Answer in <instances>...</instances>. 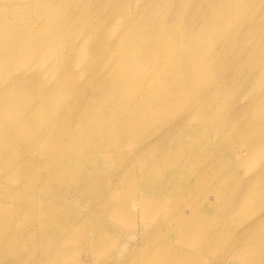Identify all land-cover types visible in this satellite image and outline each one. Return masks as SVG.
I'll return each mask as SVG.
<instances>
[{"label":"bare ground","instance_id":"bare-ground-1","mask_svg":"<svg viewBox=\"0 0 264 264\" xmlns=\"http://www.w3.org/2000/svg\"><path fill=\"white\" fill-rule=\"evenodd\" d=\"M115 1L117 4H111L110 14L120 21V30L115 38L106 40L104 34L97 30L96 21L87 20L81 27L80 23L74 24L68 32H64L69 28L67 18L45 24L44 16L66 10L65 0H0V241H21L26 234V226L33 223L47 225L50 215L58 216L56 228H61L64 237L72 240L78 232L74 224L79 221L78 214L77 218L75 216L70 220L72 215L69 210L60 204L48 207L38 217H33V209L35 212L40 210L34 208L36 200L30 195L38 191L41 195L39 203L43 204L49 196L61 195L63 198L86 189H97L106 177L102 176L103 169L95 170L91 168L92 164L102 161L100 164L104 167L106 161H118L120 169L104 170L107 177L125 182L124 189L116 187L109 199L100 204L111 205L107 210L109 216L104 213L110 222L130 220L121 218L118 210L138 195L142 212L149 208L158 214L157 210L172 209L181 196H185L190 189L198 188L202 182L212 190L196 201L186 200L181 206L184 211L181 214L170 212L160 229V239L157 240L160 245L141 243L134 251L140 252L136 256V264H159L163 260L164 264H195L191 255L203 250L207 242L221 234L232 238L215 250L216 253L220 251L224 259H229L224 264H262L264 211L249 222L247 217L242 216L247 213L242 212L247 205L258 198V194L247 188V176L241 175L243 185L234 191L235 205H222L228 195L216 190V185L222 181L231 182L232 179L221 170L204 174L202 161L197 160L209 154L197 116L216 104L221 95L219 88L212 84L220 71L216 64L224 60L230 40L232 24L226 17L231 16V12L219 8L217 11L222 15L207 18V23L194 26L193 29L198 32L196 40L183 44L182 35L175 34L165 23L169 19H181L177 13L168 17L167 0H131L130 4L134 7L124 12L119 11V7L127 0ZM245 1L238 0V3ZM84 2L78 0L77 6L71 7L68 15L80 17L89 12ZM260 2L264 3V0ZM28 4L32 5L36 15L33 16ZM144 4V8H139ZM90 6L93 7L94 3ZM263 13L257 12L254 18ZM59 24L66 26L56 27ZM77 35L84 41L77 46L73 41L70 47L67 41ZM241 36L236 37V45L242 41ZM79 45L83 47L77 49ZM117 46L119 49H114ZM262 55L264 45L249 56L246 51L240 59L234 56L233 66L240 64L243 70L238 71V76L229 78L228 83L251 81L261 74L259 70H264V67L251 68L250 62ZM72 58L86 67L89 76L95 70L107 74L105 85L95 83L92 87L94 93L79 107L70 99L65 102L59 97L62 86H54V80L48 83L47 88L37 92L32 82L36 71H28L29 63L38 61L52 67L56 76L64 75L69 81L65 63ZM160 65L159 74L145 72L149 68L156 71ZM200 87L204 94L213 95L214 101L201 103L197 109L190 111L191 114L187 112L185 115L180 106L191 102ZM102 91L114 95V99L104 107L102 97L96 96ZM53 101L61 103L54 106ZM168 109L173 113L169 120L164 117ZM240 111V107H233L218 120L212 143H218L219 150L204 158L209 163L229 161L230 156H226L223 148L225 136L234 135L231 140L235 141L247 132V116ZM239 114L238 118H234ZM156 117L163 118L153 125L151 121ZM235 148L234 144L232 157L242 161L244 157L239 156ZM89 155L91 157L87 158ZM86 161H91V165L87 166ZM171 161L176 162L171 164ZM9 170L22 172V176L10 179ZM26 191L29 193L23 196L27 204L20 200L21 204H18L14 200L16 192ZM92 209V212L86 209L83 218H89ZM135 215L134 210V225ZM94 218L88 228L92 230L96 226H105L114 233L115 230L107 222L94 221ZM143 220V226L152 221ZM190 226L193 227L192 232L190 230L185 234ZM53 229L44 227V232L48 235ZM139 231L131 229L130 233L137 236ZM256 231L262 235H250ZM196 233L199 239L193 241ZM181 234L185 240L181 239V245H174L173 248L178 250L171 252L170 243L166 240L177 239ZM77 235V244L87 242V234ZM101 245H104L103 241L90 250L96 252ZM18 262L30 264V260L26 257L22 259V256L0 258V264Z\"/></svg>","mask_w":264,"mask_h":264},{"label":"rangeland","instance_id":"rangeland-1","mask_svg":"<svg viewBox=\"0 0 264 264\" xmlns=\"http://www.w3.org/2000/svg\"><path fill=\"white\" fill-rule=\"evenodd\" d=\"M82 1H85L84 5L89 7V12L84 13L80 17L69 16L68 14L70 13L71 7L77 6L78 0H65L66 10L55 11L51 15L44 16L45 24L49 25L53 22L56 23L59 19L67 18L68 22L66 25H68L69 28L64 32H68L74 24L80 23L81 27L87 20L96 21L98 24L97 30L104 34V38H106V40L115 38L116 32L120 30V21L115 19L110 13L112 9L111 4H115L116 1ZM131 2V0H127L125 3H122L119 7V11L124 12L127 8L134 7L131 6ZM92 3H94L93 7L90 6ZM253 4H255V8L258 7L256 10H254L255 8H252ZM28 5L33 11V16L36 15L32 5ZM145 6L146 4L140 6L139 8L142 9ZM167 8L170 12L168 13L169 18L173 17V13L181 15V19H169L165 21V23L175 34L182 35L183 44L191 39L196 40L198 32L193 29L194 26L207 23V18L221 16L222 14L217 11L219 8L229 10L231 12V16L226 17L227 20H229L228 22L232 24L230 40L227 44V51L224 60L216 64L219 66L220 71L217 77L213 79L212 84L216 88H219L221 95L216 100V104L209 106L202 112L201 116H197V121L200 122V132L205 136L203 143L209 147V154L197 160L202 161L201 166L204 174L211 170H221L223 174L232 179L231 182L222 181L220 184L216 185V190L225 192V194L228 195L227 201L222 205H235L234 191L241 188L243 185L241 175L243 177L247 176V188L250 187L253 193L258 194L257 200L252 204L247 205V209L242 211L247 212L243 213L242 216L245 218L247 217V222H249L253 217L258 216V214L264 211V70L260 69L259 72H261V74L251 81L244 80L243 83L238 81L232 85L228 83V80L234 75L238 76V71L242 72L243 70L240 64H238L237 67L233 66L232 59L234 56L237 59H240L245 51L247 56H249L251 52L259 50L264 45V3L260 2V0H247V2L245 1L240 3H238V0H167ZM259 11H262L263 14L257 15V17L254 18L255 14ZM66 25L59 24L56 25V27L59 26L63 28ZM240 35H242V41L236 45L234 43L235 39ZM73 41L75 46H77L79 43H82L84 39H82L80 35L71 37L70 40L67 41L70 47L72 46ZM82 47L83 45H79L77 49H81ZM62 49L66 50L67 48ZM114 49H119V47L117 46ZM250 65L251 68L257 69L264 67V55L254 57L252 62H250ZM28 68L29 72L36 71V76L32 82L37 92L43 88H47L48 83L54 80V86L58 87L59 84L62 86L59 88L62 91L59 97L64 99L65 102L70 99L76 107L82 106L83 103L94 93L92 87L95 83L98 82L104 86L107 81V74L105 72L101 73L99 70L93 71L94 74L89 76L86 67L81 65L76 58H72L65 63V74L69 76V81L65 80L64 75L56 76L52 67L41 64L38 61H31ZM161 68L162 65H160L156 71H152L151 68H149L146 69L145 72H155L159 74L161 72ZM96 96L102 97V107L109 104L114 99V95L107 91L99 92ZM214 99L213 95L204 94L200 87L193 96L192 101L183 104L180 108L183 110L182 113L185 115L187 112L191 114L190 111L197 109L201 103L212 102ZM181 101L182 99L180 100V103ZM60 103L61 102L59 101H53L54 106H58ZM246 103L247 106H245ZM233 107H240V114L247 116V132L243 137H237L235 141L231 140L234 135L225 136L223 148L226 151V156H230L229 161H213L212 163H209V161L204 158L211 157L219 150L218 143H212L214 135L217 133L216 129L218 120L221 116H223V114L227 113L228 110ZM240 114L234 118H238ZM172 116L173 113L170 109L165 111L164 117L167 120L171 119ZM161 118L163 117H156V119L152 120L151 123L153 125H157ZM234 144L236 147L235 151L238 152L239 156L244 157L242 161H240L237 157H232L231 149ZM170 156L171 155L168 157ZM89 157L91 156H87V158ZM173 160L176 159L173 158ZM101 162L102 161L92 164L94 166L91 167L95 170L103 169L102 176L106 177V180H104L101 184L102 186L97 187V189H86L82 192H76L69 197L63 198L61 195L49 196L43 204L39 203L41 195L38 191L34 195H30V197L36 200L35 205L33 204L34 208L40 210V212H38V210L35 212L33 209V217H38L41 212L48 207L59 206L60 204L64 206L66 210H69V214L72 215V217L69 218L70 220H73L76 214H78L77 216L79 217V221L74 223L75 230L78 232L72 240L64 237L61 228H56V220L58 216L50 215L47 225L41 226V224L37 225L36 223H33L26 226V234L21 241H0V258L13 259L14 257L22 256V259L24 257L28 258L30 260V264H136V256L139 255L140 252L135 253L134 251H137V248L141 243H145L146 245L156 243L157 245H160L157 243V240L160 239V229L166 220H168L167 217L170 212L181 214L184 212L182 211L181 206L186 200L196 201L203 198V195L210 194L212 191L204 184V182H202L198 188L190 189L186 192L185 196H181L180 199L177 200L178 204L172 209L157 210L158 214H154L149 208L143 210L142 212L140 198L138 195L137 197H134L133 201L125 203L118 210L121 218H129L130 220H116L118 223L110 222L107 221L106 217L110 214L107 210L111 208V205H107V203L104 205L100 204L103 200L109 199L108 196H110V193H114V191L117 190L116 187L124 189L125 182H119L117 178H109L105 174L107 170L110 171V169L114 168L120 169V166L117 164L118 161H106L103 163V166L106 169L101 166ZM175 162L176 161H171V164ZM90 163L91 161H86L87 166L91 165ZM112 163H115V166L112 165ZM104 170H106V172ZM242 170H244V174H242ZM7 173L9 174L10 179L22 176V172L18 173V171L14 170H9ZM127 191L128 190H126L124 194ZM28 193L29 191H26V193L16 192L14 200L18 202V204H21L20 201L27 204L25 201L26 197L23 195ZM74 195L75 197H73ZM91 208L94 210L92 209L93 213L89 214L90 219L87 217L83 218L85 210L87 209L88 212H92ZM134 210L136 213L135 225V221L132 223ZM104 213L107 214L106 217ZM63 217L65 216L63 215ZM92 218H94V221L99 220L104 223L107 222L111 229L115 230L113 231L114 233L109 231L105 226H96L97 228L94 227L95 229L93 228L92 230L88 228L89 222ZM145 218L152 219V221H148L145 226H143L142 223ZM117 226H120V228ZM44 227H51V229L54 228L53 232L48 235L45 234ZM198 227H200V225H198ZM131 229L133 232L134 229H136V231H140L137 233V236H134L130 233ZM145 230L148 231V233L145 234ZM183 230L184 228H182L181 233ZM190 230L192 232L193 227H187L185 234H187ZM77 234H80L79 236L87 234V242L77 244V240L79 238L77 237ZM250 235L261 236L262 234L256 231L254 233H250ZM181 236L182 234L176 237L177 239L166 240V242L168 241L170 243L171 252L178 250L173 249L174 245H181L180 240H185V237L181 238ZM197 236L198 234L196 233L193 237V241H197L199 239ZM244 237L245 235L243 238ZM231 240L232 238L230 236L221 234L215 240L207 242L203 250L191 255L194 263L224 264V261L229 259H224L225 257L222 256L221 252L219 251L216 253L215 250L217 247H222ZM100 241H103V246L101 245L96 252L90 250L93 249V246L98 247ZM191 242L192 241H188V243ZM159 249H161V246H159ZM15 261L17 260H13V262ZM162 262L163 263L159 264H164V260ZM260 263L263 264L264 261H260ZM17 264H20V262Z\"/></svg>","mask_w":264,"mask_h":264}]
</instances>
